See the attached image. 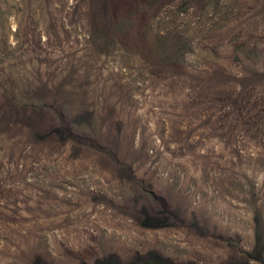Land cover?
<instances>
[{
    "label": "rangeland",
    "instance_id": "obj_1",
    "mask_svg": "<svg viewBox=\"0 0 264 264\" xmlns=\"http://www.w3.org/2000/svg\"><path fill=\"white\" fill-rule=\"evenodd\" d=\"M154 253L264 264V0H0V264Z\"/></svg>",
    "mask_w": 264,
    "mask_h": 264
},
{
    "label": "trees",
    "instance_id": "obj_2",
    "mask_svg": "<svg viewBox=\"0 0 264 264\" xmlns=\"http://www.w3.org/2000/svg\"><path fill=\"white\" fill-rule=\"evenodd\" d=\"M208 89V86L205 85V84H201L200 86H198V89L196 91V93L198 92L199 94L202 92V96L205 95L206 93H208L207 91ZM213 92V91H212ZM250 111L247 110L244 114H248ZM153 259L151 258L150 260H148L147 262L150 264H188V263H173V262H170V261H165L163 260V258L158 255L157 253H154L153 255ZM141 257H143V255H141ZM103 260V259H101ZM98 262L96 261L95 264H97ZM113 264H117V263H113Z\"/></svg>",
    "mask_w": 264,
    "mask_h": 264
}]
</instances>
